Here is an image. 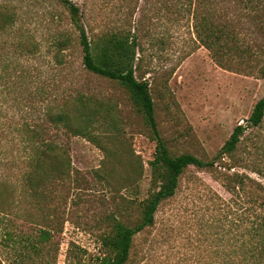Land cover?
I'll return each instance as SVG.
<instances>
[{
  "label": "rangeland",
  "instance_id": "obj_1",
  "mask_svg": "<svg viewBox=\"0 0 264 264\" xmlns=\"http://www.w3.org/2000/svg\"><path fill=\"white\" fill-rule=\"evenodd\" d=\"M69 1L79 8L77 23L58 0H0L18 13L14 33L29 32L38 43L35 54L21 57L10 33H0V264H93L112 222L133 224L140 201L155 189L150 128L116 81L84 66L79 26L91 41L115 22L136 31L143 51L135 76L150 86L159 133L173 154L210 159L264 95L258 73L264 9L251 19L238 0L212 1L214 20L229 21L252 50V66H220L197 37L193 6L179 15L175 0ZM59 39L66 40L62 49ZM13 60L10 69L17 72L5 87L2 65ZM80 97L102 102L111 116L102 121L96 114L87 128L45 119L49 106L67 109L76 99L80 105ZM25 121L36 130L29 143L22 139ZM257 133L264 142V122ZM242 145L248 150L253 142L246 138ZM35 148L57 152L69 173L36 185L27 155ZM216 194L228 196L210 173L187 167L175 194L158 206L154 224L134 236L128 264H199L202 249L217 236Z\"/></svg>",
  "mask_w": 264,
  "mask_h": 264
},
{
  "label": "trees",
  "instance_id": "obj_2",
  "mask_svg": "<svg viewBox=\"0 0 264 264\" xmlns=\"http://www.w3.org/2000/svg\"><path fill=\"white\" fill-rule=\"evenodd\" d=\"M58 1L68 9L70 19L77 23V15L80 13L78 6L69 0ZM212 1L214 0H193V3L191 0H175L174 5H177L179 15L186 13L193 6L197 37L217 64L226 66L228 62H236L241 66H252L249 64L252 50L244 45L242 37L229 21L220 25L214 20ZM238 2L243 4V9H247L245 11L251 19L261 18L258 11L264 9V2L260 7L252 6L251 0ZM140 12L142 14L144 10ZM17 23L16 10L8 4L0 3V33H10L13 48L19 56L35 54L38 51L37 41L29 32L14 33ZM78 29L84 66L116 81L127 92L133 107L141 113L144 123L150 128V138L155 141L153 158L149 162L150 180L154 191L140 201V215L133 224L116 219L112 222L109 232L101 238L104 253L95 256L93 264H128L134 236L154 224L158 206L175 194L179 177L189 166L210 173L228 195L224 197L216 194L218 212L214 227L217 229V236L209 240L196 263L264 264V142L260 143L259 139H256L257 129L264 122V95L254 103L245 119L246 123H237L210 159H201L188 152L173 154L159 133L150 86L145 79L135 76V67L140 66L138 53L143 51L136 31L128 22H115L96 34L92 40L93 45L89 39L91 37L85 35L82 26ZM56 45L62 49L66 40L59 39ZM11 63H14V60L10 64L2 65V76L8 78L5 87L17 72V67L15 73L11 71L10 66H15ZM259 66L261 67L258 73L264 77V60ZM76 101L77 99L66 103L69 107L67 109L63 106H49L45 110V119L53 125H65L69 121L87 128L92 124L94 115L97 114L102 121L111 116L110 111L101 108L102 102H93L89 97H80V105H76ZM20 127L25 143L34 139L36 130L32 129L28 122L20 124ZM14 129H17V126ZM73 132L88 137L83 130ZM246 138L253 142L248 150L242 148ZM36 148L27 154L30 163L35 167L29 174V179L36 185H41L43 180L57 173H69L68 162L60 159L61 164H58L57 152H52L51 148L48 149L49 152ZM7 238L12 240L14 236L7 232Z\"/></svg>",
  "mask_w": 264,
  "mask_h": 264
}]
</instances>
